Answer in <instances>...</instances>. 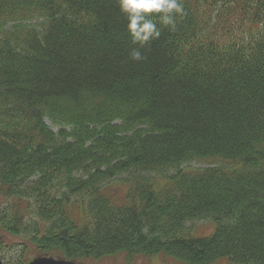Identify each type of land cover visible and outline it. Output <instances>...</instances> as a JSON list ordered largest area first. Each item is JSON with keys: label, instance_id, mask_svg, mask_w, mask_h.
Here are the masks:
<instances>
[{"label": "trees", "instance_id": "1", "mask_svg": "<svg viewBox=\"0 0 264 264\" xmlns=\"http://www.w3.org/2000/svg\"><path fill=\"white\" fill-rule=\"evenodd\" d=\"M182 3L135 62L118 0H0V227L36 254L264 264V0Z\"/></svg>", "mask_w": 264, "mask_h": 264}, {"label": "rangeland", "instance_id": "2", "mask_svg": "<svg viewBox=\"0 0 264 264\" xmlns=\"http://www.w3.org/2000/svg\"><path fill=\"white\" fill-rule=\"evenodd\" d=\"M46 122L50 128L57 131L58 125L46 119ZM209 164L207 160H194L189 164H183L182 167L191 169L205 168ZM171 172V171H170ZM159 182H163V179H157ZM123 187L120 188V191ZM11 202V200H9ZM8 200L0 195V207L10 208ZM1 216V215H0ZM188 228L192 235H207L214 227V223L209 218H196L187 222ZM22 249V252L20 251ZM19 251V252H18ZM37 248L32 241L22 234L9 233L0 227V257L4 264H17L21 260H28L32 256L36 255ZM17 254V255H16ZM22 255V257H21ZM62 257V256H60ZM65 258V257H63ZM68 259V258H65ZM22 263V260H21ZM89 264H181L175 257L164 255L162 253L146 256L143 254L128 255L126 253L109 254L101 257L97 261L91 259L87 260ZM214 264H239L231 262L227 259L220 258L214 262Z\"/></svg>", "mask_w": 264, "mask_h": 264}, {"label": "clouds", "instance_id": "3", "mask_svg": "<svg viewBox=\"0 0 264 264\" xmlns=\"http://www.w3.org/2000/svg\"><path fill=\"white\" fill-rule=\"evenodd\" d=\"M118 6L127 20L131 41L136 45L128 53L135 62L147 59L140 49L160 38L161 25L175 31L178 17L186 15L182 0H118ZM152 13L159 15L150 18L148 14Z\"/></svg>", "mask_w": 264, "mask_h": 264}, {"label": "water", "instance_id": "4", "mask_svg": "<svg viewBox=\"0 0 264 264\" xmlns=\"http://www.w3.org/2000/svg\"><path fill=\"white\" fill-rule=\"evenodd\" d=\"M0 264H3L0 258ZM27 264H85L80 260L75 259H65L60 256H53L50 254H38L32 257Z\"/></svg>", "mask_w": 264, "mask_h": 264}]
</instances>
